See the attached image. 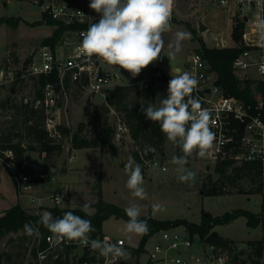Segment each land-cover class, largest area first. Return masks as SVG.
Wrapping results in <instances>:
<instances>
[{
    "label": "rangeland",
    "instance_id": "374dc122",
    "mask_svg": "<svg viewBox=\"0 0 264 264\" xmlns=\"http://www.w3.org/2000/svg\"><path fill=\"white\" fill-rule=\"evenodd\" d=\"M15 3V7L9 3ZM43 19V8L25 0H0V62L10 67L27 66L31 60L37 59L36 48L42 41L54 33L57 25L50 23L31 24ZM172 32L165 34V42L177 30H184L191 34L189 40L183 42L182 51L171 62L162 56L153 62L159 65L166 76L155 74L152 88L141 92V102H155L157 96L163 99L167 96L168 82L175 74L176 67H184L187 56L192 51H198L199 39L202 38L207 46L233 47L236 41L233 36V14L228 9L207 3L203 0H175L172 13ZM194 30V31H193ZM165 44L164 51L167 52ZM34 78H28L20 85H13L0 89V141L6 136L26 145H33L25 152V163L49 170L56 174V187L66 189L70 200L66 207L81 209L87 203L86 214L92 215L95 203L100 197L107 202H113L125 209L133 200L126 188L127 175L124 166L129 157L135 159V150L140 145L128 133L122 140L116 141V151H102L99 147L74 148L72 135L82 124H85L84 134L92 139L97 138L95 131L103 124L107 116L114 122L123 118L119 111L101 110L108 105L106 94L89 95L77 87H72L67 95L61 96V109L57 112L60 125L69 128V134L63 135L55 141L62 145L61 150L45 152L40 150L38 142L26 130L23 119L26 107L32 106L36 98ZM26 98L29 99L26 102ZM3 142V141H2ZM164 154L155 151V157L168 166L167 171L150 168L141 164L144 176V187L148 199L136 202L142 206V214L150 215L160 220L185 219L189 222L200 223L203 213L219 216L227 211L244 208L255 213L264 214V190L257 191L261 177L252 179L244 176L235 181H226L224 192L218 195L206 194L214 182H219L221 175L215 171L216 161L207 157L200 159L195 154L188 158L186 167L196 172L194 182H180L177 179L176 166L170 163L173 155H178L175 146L168 141L163 144ZM74 154L75 158L70 160ZM264 182V181H263ZM17 188L15 181L2 160H0V206L8 202H17ZM75 200L74 203L72 201ZM27 202L26 199L23 201ZM72 203V204H71ZM160 204L162 211L153 214L152 205ZM81 206V207H80ZM2 215V214H1ZM127 219L111 215L102 223L101 231L106 234L123 237L129 244L137 245L143 235L127 234L124 227ZM215 229L224 237L237 242L239 246L253 250L251 241L263 239L264 221L257 227L247 225L246 216H239L226 224H218ZM24 230L11 233L0 241V251L8 250L12 254L11 264H30L28 254L31 236L23 237ZM264 264V251L262 256Z\"/></svg>",
    "mask_w": 264,
    "mask_h": 264
},
{
    "label": "built area",
    "instance_id": "2783aa9c",
    "mask_svg": "<svg viewBox=\"0 0 264 264\" xmlns=\"http://www.w3.org/2000/svg\"><path fill=\"white\" fill-rule=\"evenodd\" d=\"M25 1L40 5L43 14L62 23L65 31L54 45H38L35 52L38 58H33L27 66L10 67L0 62V89L43 76L42 96L36 97L33 105L43 109L44 127L51 138L61 137L57 112L61 109V96L67 95L72 87L91 96L108 94L116 86H129L141 92L152 88L156 73L142 69L133 78L124 69H120L119 74L101 58L88 59L78 51L81 33L100 18L89 8L90 0ZM203 1L228 9L233 14V26L240 24L241 37L235 44L240 51L233 61V69L240 80L251 81L253 93V101L226 93L211 76L202 52L192 51L187 56L181 71H189L197 77L199 83L193 95L199 97L202 106L211 113L210 127L215 133V141L208 156L219 161L230 160L234 164H251L259 170L264 181V38L252 23L258 10L254 0ZM128 133L125 121L121 118L115 121V141L122 140ZM14 157L12 148L0 151V160L9 169L19 202L28 214L40 216L53 207H66L70 195L66 189L56 187V174L47 170H27L26 163L19 166ZM74 158L72 154L70 160ZM145 165L163 171L168 169L156 157L146 159ZM57 196L63 201L58 202ZM36 226L39 235L31 236L28 249L34 264H105V259L90 246L75 241H57L48 229ZM89 237L98 240L108 237L112 243L119 242L128 253V259L120 260L119 264H254L257 258L254 248L239 246L233 240L227 244L210 241L184 224L162 228L137 245L98 230L89 233Z\"/></svg>",
    "mask_w": 264,
    "mask_h": 264
},
{
    "label": "clouds",
    "instance_id": "9594fccd",
    "mask_svg": "<svg viewBox=\"0 0 264 264\" xmlns=\"http://www.w3.org/2000/svg\"><path fill=\"white\" fill-rule=\"evenodd\" d=\"M254 3L258 11L252 23L264 38V0H254ZM173 6L174 0H90L89 8L100 18L81 33L78 51L88 59L101 58L119 74L120 69H124L133 78L162 56L171 62L182 51L183 42L191 37L189 32L177 30L166 44L165 34L172 32ZM165 44L167 52L164 51ZM171 77L167 96L160 99L158 95L155 102H145L147 106L141 105V111L146 119L158 123L167 141L179 149L180 154L173 155L170 160L176 166L177 179L185 183L194 182L196 172L186 165L193 154L207 159L209 150L214 146L211 113L202 106L200 98L193 95L199 83L194 74L177 69ZM144 151L154 152L155 149L146 146ZM124 172L127 175L125 186L133 198L124 209L128 217L124 232L143 235L148 231V224L140 219L142 206L136 201L148 199V193L144 187L141 164L129 157ZM55 199L63 201L61 196ZM88 208L87 203L81 207L85 211ZM152 210L155 214L163 209L160 204H153ZM37 224L48 229L57 241H75L90 246L105 259V264H119L120 260L128 259V253L119 242L112 243L108 237L90 239L89 233L95 231L91 221L75 215L73 211H67L61 217H54L51 212L45 211ZM23 227L27 235H39V228L31 222Z\"/></svg>",
    "mask_w": 264,
    "mask_h": 264
},
{
    "label": "trees",
    "instance_id": "16d2710c",
    "mask_svg": "<svg viewBox=\"0 0 264 264\" xmlns=\"http://www.w3.org/2000/svg\"><path fill=\"white\" fill-rule=\"evenodd\" d=\"M43 19L45 22L52 25H57L54 33L45 38L42 43H49L54 45L61 35L65 31V26L43 14ZM194 31V30H193ZM233 36L235 41H238L241 37L240 24L233 26ZM199 50L202 52L207 60L209 71L213 79H215L216 84L221 86L224 91L231 95H236L238 97H243L248 101H253V93L251 89V81L243 82L240 80L233 69V61L240 51L239 47H210L207 46L202 38L199 39ZM144 70L152 73H156L159 76H164L162 70L154 65H149ZM35 85L38 86L36 90V97L42 96V85L45 81L44 77L41 76L39 79H35ZM141 91L136 88L129 86H116L109 91L106 98L108 105H103L101 110L111 111V108L115 111H119L123 114L122 121H125L129 127V134L135 142H137L140 147L135 150V157L139 164H143L146 159L155 157V151L158 150L164 154L163 144L167 141L165 135L160 131V126L158 123H153L152 121L146 119L143 112L141 111ZM26 107L25 117L23 122L25 123L26 130L28 134L32 137V141L38 142L40 145V150L45 152H53L56 150H61L62 145L56 143L63 137V135L69 134L70 130L66 126L60 125L61 137L59 139H53L48 135L46 128L44 127V112L40 107L30 106L29 104H24ZM85 124H82L79 129L73 133L72 142L73 147L78 148H90L99 147L102 151H110L113 154L116 151V145L114 140L115 133V121H109L106 116L103 124L99 127L97 132L95 131V136L97 138L92 139L84 134ZM3 141V142H2ZM2 141H0V151L7 147L12 148L15 154L16 163L21 166L25 164V152L28 148H33V145H26L22 141L14 142L10 136H6ZM146 146H151L156 149L154 152H145ZM179 155V149L177 150ZM216 161L215 171L221 175L219 182H214L213 186L208 189V195L214 194L218 195L224 192V185L226 181H235L244 176H250L252 179L260 176L259 170L256 169L251 164H234L233 161ZM27 170L30 171H40L38 167L26 164ZM49 171V170H47ZM264 182L261 181L257 187V191H263ZM100 197L95 203L96 211L92 214H86L77 208H59L53 207L50 212L54 217H61L67 211H73L75 215L81 216L82 218L89 219L95 229L101 231L103 221L111 215H116L117 217H124L128 220L125 211L122 207L118 206L113 202L105 201L101 196V190L99 191ZM239 216H246L247 225L254 228L257 227L262 221H264V214L255 213L251 210L239 208L234 211H227L219 216H212L209 213H203L202 220L200 223L189 222L185 219L176 220H160L154 218L150 215L141 216L140 219L146 220L148 224V231L144 234L143 240H146L151 234L162 229L173 225L184 224L188 228L195 232H199L203 237H207L208 240L219 243L227 244L232 241L230 238L224 237L216 229L215 226L218 224H226L235 220ZM40 216H32L26 212L20 202L13 205L11 208L7 209L2 215H0V241L7 235L11 233H18L20 230H24V224L31 222L32 224H37ZM44 230H47L42 225H39ZM29 235L25 234L23 237ZM250 244L254 248V254L257 258L254 264H261V259L264 251V241L263 239L251 241ZM12 254L8 250L0 251V264H11ZM30 264H34L30 261Z\"/></svg>",
    "mask_w": 264,
    "mask_h": 264
},
{
    "label": "crops",
    "instance_id": "0c3cea01",
    "mask_svg": "<svg viewBox=\"0 0 264 264\" xmlns=\"http://www.w3.org/2000/svg\"><path fill=\"white\" fill-rule=\"evenodd\" d=\"M221 47H226V46H221ZM186 61V60H185ZM151 65H154V66H157V67H159L161 70H162V72H163V74H164V76H166V73H165V71L163 70V68H161L159 65H156V64H151ZM177 69H182L181 68V66H177L176 67V70ZM149 91V90H148ZM35 167V166H34ZM264 190V189H263ZM19 202V199H17V202H16V204ZM13 205H15V202L13 203V202H8V204L7 205H1L0 206V215L1 214H3L7 209H9V208H11Z\"/></svg>",
    "mask_w": 264,
    "mask_h": 264
},
{
    "label": "water",
    "instance_id": "95a60500",
    "mask_svg": "<svg viewBox=\"0 0 264 264\" xmlns=\"http://www.w3.org/2000/svg\"><path fill=\"white\" fill-rule=\"evenodd\" d=\"M9 6L11 7H15V3H9ZM42 23H45V20L44 19H40V20H36L34 22H32L31 24H42Z\"/></svg>",
    "mask_w": 264,
    "mask_h": 264
}]
</instances>
